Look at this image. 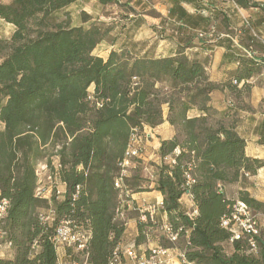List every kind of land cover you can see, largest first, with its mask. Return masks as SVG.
<instances>
[{
	"label": "trees",
	"instance_id": "1",
	"mask_svg": "<svg viewBox=\"0 0 264 264\" xmlns=\"http://www.w3.org/2000/svg\"><path fill=\"white\" fill-rule=\"evenodd\" d=\"M74 2H0V19L16 28L10 42L0 37V207L8 202L0 232L12 250L0 264H59L53 240L63 221L90 237L85 250L67 249L68 264L85 255L87 264H112L130 221L137 222V246L149 244L150 233L161 229L133 199L151 191L163 197L177 236L175 241L157 236V242L178 250L184 264H264L259 229L258 235L231 242L230 252L226 246L233 233L223 219L238 201L255 218L264 214V201L249 191V178L264 168V160L247 156L236 122L226 121L212 105L220 84L211 81L209 60L188 55L189 44L165 57H141L127 49L112 51L107 59L97 56L94 51L111 29L98 23L73 27L69 14L58 19ZM238 3L247 6L245 0ZM91 20L86 16L84 23ZM256 72L236 71L231 85ZM193 111L197 115L190 117ZM166 121L175 135L161 141L160 164H152L157 177L150 182L141 157L122 164L135 135ZM41 163L59 175L63 198L57 189L50 198L37 196ZM230 187L237 188L235 196ZM186 195L193 202L189 212L180 203ZM52 210L54 220L46 221Z\"/></svg>",
	"mask_w": 264,
	"mask_h": 264
},
{
	"label": "crops",
	"instance_id": "2",
	"mask_svg": "<svg viewBox=\"0 0 264 264\" xmlns=\"http://www.w3.org/2000/svg\"><path fill=\"white\" fill-rule=\"evenodd\" d=\"M117 2L136 10L140 17L153 19V23L162 18H170L192 31L193 38L185 44L180 43L178 47L189 44L191 47L187 51L188 55L209 60L208 70L211 81L220 84L219 91L212 95V105L226 121L236 122L237 132L247 142V156L264 160V84H262L264 82V0H245L247 6L240 5L238 0H117ZM82 11L88 12L86 8ZM199 30L204 31L200 33L203 37L200 43L196 42ZM176 50L171 55H174ZM249 51L253 52L252 57L249 56ZM246 67L255 68L257 72L250 79H243L231 85L233 73L242 71ZM258 81L262 83L256 84ZM217 94L221 100L218 104L214 102V96ZM195 115H197L196 111L189 113L190 117ZM165 125H168L170 134L156 139L158 153L161 141L173 138L175 129L167 121L157 128H151L156 130ZM249 180L251 195L264 201V168ZM61 188L63 191L66 190L65 186ZM153 192L158 195L159 203L162 204L161 194L157 191ZM150 193H140L138 195H143L138 197H145ZM184 201L190 204L192 209L193 202L190 196H184L180 203ZM163 222L167 224L165 212ZM129 227L134 229V224L129 223ZM128 232L129 229L126 230L122 248L132 243L138 235L137 228L132 239L129 238ZM154 247L157 246L152 243L145 244L137 246V251L148 254V250ZM58 257L59 264H68L66 249H60ZM178 262L181 263L179 258ZM122 264H136V262L125 257Z\"/></svg>",
	"mask_w": 264,
	"mask_h": 264
},
{
	"label": "rangeland",
	"instance_id": "3",
	"mask_svg": "<svg viewBox=\"0 0 264 264\" xmlns=\"http://www.w3.org/2000/svg\"><path fill=\"white\" fill-rule=\"evenodd\" d=\"M8 1L9 0H0V2L3 3H7ZM83 8H86L88 12L82 11ZM131 9V7H127L125 4L119 2L103 5L99 0H75L68 9L64 12H59L56 16L58 19H64L65 15L69 14L73 27L83 25L85 28H89L91 25L98 23L106 29H111L106 40L94 51L95 55L103 57L104 59H107L112 51H122L124 49L141 57L168 56L174 53L180 43L185 44L187 41H190L189 39L193 38L192 31L188 30L186 27H182L181 23L176 22V20L162 18L156 21V23H153V19L140 17L136 10L133 9L134 12H131ZM86 16L92 18L88 23H84V18ZM15 30L16 28L14 25L0 19V37L4 41L10 42ZM202 32L204 31L199 30L197 33L196 38L198 41L196 42L200 43L203 39V37L200 36ZM261 83L260 81L256 82V84ZM262 84H264V82ZM220 101V96L218 94L215 95L214 102L218 104ZM165 112L167 114V109ZM218 118V116L215 117V120ZM0 128L4 129V124L1 121ZM168 134H170L168 125L162 126L156 130L146 127L143 135L136 137L133 141L134 148L139 151L141 158L148 167L145 170V176L150 182L157 177L156 169L152 164H160V157L158 156L159 153L157 152L155 141L157 138L167 136ZM56 162L58 161L55 160V163ZM38 176L39 192L45 196V198H50L53 190H55L57 186L54 181L49 179L51 172L44 163L38 165ZM146 185L150 186L148 183H146ZM151 186L153 185L151 184ZM59 187L58 189L62 191V188ZM236 190V187H230L228 189L229 195L235 196ZM141 195H134L133 199L136 200L142 212H152L153 222L162 227L165 224L163 222L164 210L162 204L159 203L158 195L153 191H151L150 194H146L145 197H138ZM181 208L186 212L191 211L190 204H187L185 201L181 203ZM143 218L146 220V217ZM256 219L258 221L259 231H263L264 234V214L257 215ZM129 223L134 224V229L129 227V224L127 226V229H129V238L132 239L134 237V230L137 228V222L132 220ZM164 234L165 233L159 227L154 229L153 232L150 233V243L154 246H159L157 236H164ZM226 246L230 252L232 250V244L227 243ZM63 248L66 250L69 249L59 246L57 252ZM59 253L61 255V251ZM11 254L12 250L5 240V235L0 232V258H8ZM170 262L172 264H178L177 256H172Z\"/></svg>",
	"mask_w": 264,
	"mask_h": 264
},
{
	"label": "built area",
	"instance_id": "4",
	"mask_svg": "<svg viewBox=\"0 0 264 264\" xmlns=\"http://www.w3.org/2000/svg\"><path fill=\"white\" fill-rule=\"evenodd\" d=\"M249 56H253V52H248ZM138 137V135H135L131 141V145L127 151L126 159L123 162V167H128L130 164V159L132 157H141L140 153L137 149L133 146L134 139ZM56 169L59 168L58 162L55 163ZM51 181H54L56 184L57 189V195L58 198H63L65 196V191H61L58 189V187L65 186L59 178L58 174L51 175L49 177ZM119 185V182H118ZM59 187V188H60ZM37 196H43L39 192V188L37 190ZM8 207V202L4 201L2 206L0 207V218L3 217L6 213ZM151 215V219L153 221V213L149 212ZM56 215V212L52 210L50 212V215L48 217H45L44 219L46 221H52L54 220ZM223 226L226 228H230V230L233 233V237L230 241L233 242L234 240H239L242 237H245L246 235H258V224L255 216L252 213V210L243 202L238 201L234 211L231 216L226 217L223 219ZM161 230L168 235V237L175 241L177 239V236L172 234L170 226L167 224H164L161 227ZM89 235L87 233H83L78 231H75L72 227L70 222L63 221L57 228L56 234L54 237V244L58 248L59 246L72 248L76 252L83 251L86 249L88 241H89ZM250 245L253 250H256V242L253 238L249 240ZM172 256H177L182 264H184V257L183 255L176 249H164L160 246H157L156 248H151L148 250V254H140L137 251V245L135 240L126 245L125 247L121 248V255H117L113 261L112 264H121V257H129L132 260L136 262V264H172L170 262V258ZM87 258L88 255H85L82 259V261H75L72 262V264H87Z\"/></svg>",
	"mask_w": 264,
	"mask_h": 264
}]
</instances>
